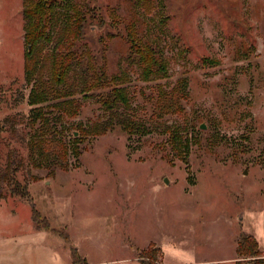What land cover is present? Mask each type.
I'll use <instances>...</instances> for the list:
<instances>
[{"label":"rangeland","instance_id":"obj_1","mask_svg":"<svg viewBox=\"0 0 264 264\" xmlns=\"http://www.w3.org/2000/svg\"><path fill=\"white\" fill-rule=\"evenodd\" d=\"M85 3L96 16L48 101L75 100L77 115L34 138L24 0H0V264H72V246L89 264H250L244 233L264 264V0L63 2L41 45L44 79L52 71L43 58L71 8ZM129 30L158 48L164 67L150 79ZM159 85L176 88L181 113L149 118L144 93ZM125 118L146 129H124ZM16 179L26 198L10 192Z\"/></svg>","mask_w":264,"mask_h":264},{"label":"trees","instance_id":"obj_2","mask_svg":"<svg viewBox=\"0 0 264 264\" xmlns=\"http://www.w3.org/2000/svg\"><path fill=\"white\" fill-rule=\"evenodd\" d=\"M63 2L69 4L71 0H24V10L23 15L25 17V42H26V53H25V80L28 86H31L29 93V104L33 107L31 111L33 112L31 117V128L34 130V138L38 136L43 137L47 134H57L60 129L63 128L65 116L75 117L77 115L75 100L64 99L61 102L48 103L52 97V91L55 93L53 86L56 83H65L66 76L71 71L72 60L79 57V52L77 49V42H80L87 37L88 26L91 24L92 18L96 16L95 6L90 4H82L71 8L70 16L64 23L63 31L65 32L60 37V40L54 47V52L51 56H45L44 59L50 60L51 64V76L44 79L42 77L43 68L45 62H42V54L44 49L41 45L46 40H52L53 36L50 28L53 23L54 10L62 4ZM103 23V22H102ZM101 23V24H102ZM127 39L131 45V48L137 54L139 61L143 66V73L147 79L155 73L154 69L156 65L159 67H164L162 60L158 54V48L154 49L152 45L147 44L141 37L129 30L127 33ZM93 74L101 82H109L104 68L102 66L96 68L94 65L92 67ZM109 84V83H108ZM172 89H164L160 85L155 89L154 94H146V99L151 102V107L153 108L152 114L149 118L155 116H164L165 114H174L182 112V105L180 102L179 92ZM117 97L127 102L128 93L126 89L116 88ZM183 96L184 93L181 92ZM110 99V98H109ZM107 99V100H109ZM48 103V104H46ZM46 104L43 107V105ZM75 108V109H74ZM58 109V114H53L54 110ZM108 123H110L108 121ZM120 125L124 126V129L135 130L146 129L145 121L136 122L131 118H125L120 121ZM76 130H82V132L87 133V130L78 124ZM80 127V128H79ZM78 130V131H79ZM75 130H71V134L75 135ZM178 137V136H177ZM185 148L188 149L189 139L186 137ZM179 143H181L180 139ZM37 142L42 143L40 139ZM79 142L77 137H74L73 141V154L78 155ZM67 149V148H66ZM10 192L14 196H20L21 198H26L28 192L16 179L13 186L10 188ZM33 220L39 225L40 229L50 230V225L44 222L45 219L41 218L38 210L34 209ZM44 220V221H43ZM44 222V223H43ZM62 238L68 241V235L60 234ZM258 245V240L254 237L244 233L241 236L240 249L243 254L255 258L254 262L250 264H263V259L258 258L260 255V249ZM70 254L72 258V264H89L87 258L82 256L76 246L70 247ZM155 256L153 252H148L145 257L151 259ZM146 260V259H144Z\"/></svg>","mask_w":264,"mask_h":264}]
</instances>
